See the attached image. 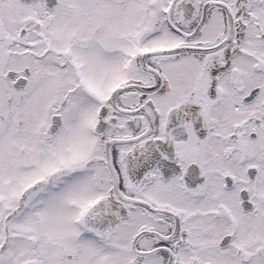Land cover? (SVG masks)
Segmentation results:
<instances>
[{
    "label": "snow or ice",
    "instance_id": "obj_1",
    "mask_svg": "<svg viewBox=\"0 0 264 264\" xmlns=\"http://www.w3.org/2000/svg\"><path fill=\"white\" fill-rule=\"evenodd\" d=\"M0 264H264V0H0Z\"/></svg>",
    "mask_w": 264,
    "mask_h": 264
}]
</instances>
